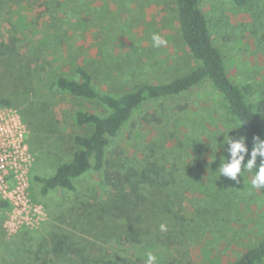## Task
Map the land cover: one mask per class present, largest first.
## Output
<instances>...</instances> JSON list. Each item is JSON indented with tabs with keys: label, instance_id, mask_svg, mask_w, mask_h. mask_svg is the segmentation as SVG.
I'll return each instance as SVG.
<instances>
[{
	"label": "rangeland",
	"instance_id": "rangeland-1",
	"mask_svg": "<svg viewBox=\"0 0 264 264\" xmlns=\"http://www.w3.org/2000/svg\"><path fill=\"white\" fill-rule=\"evenodd\" d=\"M200 7L231 81L264 93V0ZM197 65L175 0H0V104L10 102L31 128V197L43 209L42 220L13 231L0 209V264H97L103 256L230 264L264 239V195L243 166L241 128L207 79L133 113L107 154L106 169H119L123 186L91 170L76 191L41 193L37 177L72 161L75 136L93 133L75 123L76 112L111 113L61 91L59 77L79 80L82 67L97 89L119 97Z\"/></svg>",
	"mask_w": 264,
	"mask_h": 264
},
{
	"label": "trees",
	"instance_id": "trees-1",
	"mask_svg": "<svg viewBox=\"0 0 264 264\" xmlns=\"http://www.w3.org/2000/svg\"><path fill=\"white\" fill-rule=\"evenodd\" d=\"M175 2L183 40L198 62L197 67L169 83L145 84L119 97L97 89L91 75L82 67L77 69L79 80L59 77L57 86L61 91L97 102L111 110V113L103 117L84 110L76 112L75 123L78 126H92L93 133L90 136H75L77 149L72 161L60 165L55 174L48 178L37 177L43 184L42 194L57 188L76 191L75 180L91 170L104 174L105 181L113 188L123 186L124 177L119 169L113 174L106 169L107 154L112 141L119 136L133 113L147 102L181 96L207 79L220 93L229 114L241 128L239 154L243 166L253 173L256 187L264 195V93L254 97L251 84L238 85L231 81L223 57L210 38L200 0ZM1 103L10 105V102L4 100ZM183 108L185 107L181 109ZM130 179L131 176H128L126 181L129 182ZM108 184L103 182L102 185ZM121 198H125L123 194ZM5 207L6 204L0 202V209ZM263 261L264 239L230 264H261ZM97 264H118V260L115 257L103 256L97 260Z\"/></svg>",
	"mask_w": 264,
	"mask_h": 264
},
{
	"label": "built area",
	"instance_id": "built-area-1",
	"mask_svg": "<svg viewBox=\"0 0 264 264\" xmlns=\"http://www.w3.org/2000/svg\"><path fill=\"white\" fill-rule=\"evenodd\" d=\"M30 133L19 109L0 104V201L6 204L5 227L10 231L42 220L43 209L31 197L35 156Z\"/></svg>",
	"mask_w": 264,
	"mask_h": 264
}]
</instances>
